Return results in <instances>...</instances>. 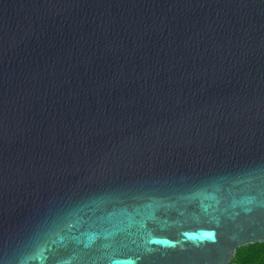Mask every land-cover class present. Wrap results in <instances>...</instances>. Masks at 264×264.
<instances>
[{
  "label": "water",
  "instance_id": "obj_1",
  "mask_svg": "<svg viewBox=\"0 0 264 264\" xmlns=\"http://www.w3.org/2000/svg\"><path fill=\"white\" fill-rule=\"evenodd\" d=\"M256 243L264 0H0V264Z\"/></svg>",
  "mask_w": 264,
  "mask_h": 264
},
{
  "label": "trees",
  "instance_id": "obj_2",
  "mask_svg": "<svg viewBox=\"0 0 264 264\" xmlns=\"http://www.w3.org/2000/svg\"><path fill=\"white\" fill-rule=\"evenodd\" d=\"M258 246H252L248 254L245 256L248 262L254 264H264V243H256Z\"/></svg>",
  "mask_w": 264,
  "mask_h": 264
},
{
  "label": "rangeland",
  "instance_id": "obj_3",
  "mask_svg": "<svg viewBox=\"0 0 264 264\" xmlns=\"http://www.w3.org/2000/svg\"><path fill=\"white\" fill-rule=\"evenodd\" d=\"M258 245L259 244H251L238 248L235 251L233 258L229 264H254L252 262L251 263L248 262L245 256L248 254L249 250L253 248L252 246H258Z\"/></svg>",
  "mask_w": 264,
  "mask_h": 264
}]
</instances>
